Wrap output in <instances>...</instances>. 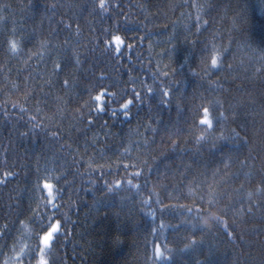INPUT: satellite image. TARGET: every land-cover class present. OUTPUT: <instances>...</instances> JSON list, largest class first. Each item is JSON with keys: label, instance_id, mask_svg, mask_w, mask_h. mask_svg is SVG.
<instances>
[{"label": "trees", "instance_id": "trees-1", "mask_svg": "<svg viewBox=\"0 0 264 264\" xmlns=\"http://www.w3.org/2000/svg\"><path fill=\"white\" fill-rule=\"evenodd\" d=\"M41 260L264 264V0H0V264Z\"/></svg>", "mask_w": 264, "mask_h": 264}, {"label": "snow or ice", "instance_id": "snow-or-ice-1", "mask_svg": "<svg viewBox=\"0 0 264 264\" xmlns=\"http://www.w3.org/2000/svg\"><path fill=\"white\" fill-rule=\"evenodd\" d=\"M99 7H100L101 9H105V10H107V9L105 8V4H104L103 2L100 3ZM115 42L117 43V45H119V44L122 43L120 37H116V38H115ZM13 48L15 49V44H13ZM117 52H119V48H117ZM211 65H212V67H213L214 69L219 67V66H218V61H217L216 58H213V59L211 60ZM58 67H59V66H58ZM103 96H104V93L102 92L100 95H97V96L95 97V99H96L97 101H101L102 98H103ZM131 104H132V101H131V100H128L126 103H124V104L122 105V108L126 110V109L129 108V106H130ZM99 110H100V111H103V107L101 106ZM221 115H222V113H221ZM216 119H219V117H216ZM200 123L203 124V125H206L209 129L212 128V126H213V124H212V119L209 118V112H208V109H204V118L200 120ZM200 139H203V137H201ZM44 187L47 188V189H49V196H51V195H52V192H51L52 185H51V184H48V183H45V184H44ZM60 227H61V226H60L59 221H56L54 224H52V225L50 226V229L47 231L46 235H44L43 238H42V242H43L44 247H46V248L49 247V246H50V242H51L54 238H58V237L55 236V234H57V233L60 232ZM161 255H162V253H161L159 256H161ZM41 264H47V262L44 261V260H41Z\"/></svg>", "mask_w": 264, "mask_h": 264}, {"label": "bare ground", "instance_id": "bare-ground-1", "mask_svg": "<svg viewBox=\"0 0 264 264\" xmlns=\"http://www.w3.org/2000/svg\"><path fill=\"white\" fill-rule=\"evenodd\" d=\"M7 122L9 123V120H7ZM10 124V123H9Z\"/></svg>", "mask_w": 264, "mask_h": 264}]
</instances>
